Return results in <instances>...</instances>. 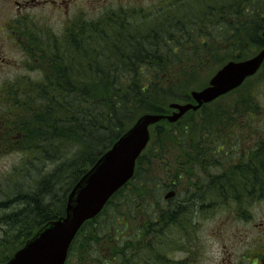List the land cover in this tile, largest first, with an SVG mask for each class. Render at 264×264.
Listing matches in <instances>:
<instances>
[{
  "label": "trees",
  "instance_id": "1",
  "mask_svg": "<svg viewBox=\"0 0 264 264\" xmlns=\"http://www.w3.org/2000/svg\"><path fill=\"white\" fill-rule=\"evenodd\" d=\"M197 1L201 8L187 10L196 15L191 25L196 24V18L202 24V0ZM203 1H208L205 6L214 10L211 15L220 11L215 22L234 23L239 34L232 37L234 31L223 29L227 33L217 44L203 42L202 28H187L190 24L186 14L178 17L175 13H185L178 9L172 15L164 11L165 17L159 19L153 14L151 24L125 21L126 26L118 29L109 28L105 19H96L93 28H86L72 47L62 48L58 58L36 64L40 70L36 81L17 82L21 87L2 97L0 109L5 110L3 116L10 121L0 138V153L15 150L19 165L2 185L12 184L5 192L13 194L11 200H0V212L12 207L0 216V264L42 226L64 216L71 189L140 115L170 114L169 104L173 101L192 103L187 90L194 81L188 70L210 64L209 54L222 64L242 60L239 54L248 45L264 47L260 35L264 30V0ZM171 24L174 27L169 29ZM193 45L206 49L202 60L192 57ZM238 89L230 93H238ZM209 104L202 105L195 115V111H188L175 123L161 120L150 128L148 145L136 160L132 178L96 217L81 226L68 249L66 264L71 259H75L74 264H105V255L115 256L117 264H131V258L125 255L136 251L129 249L135 243L121 242L125 224L120 221L129 214L138 222L144 218L140 229L150 236L152 230L148 228L155 222L152 211L143 209L146 204L150 206L149 200L159 202L164 191L182 184L184 190L191 191L192 179V185L202 184V117L210 127L206 134L221 139L219 136L230 130L220 132L219 127L226 129L231 117H236V122L238 117L239 127L253 119V111L262 110L259 103L252 105L250 95L240 97L230 108L216 105L203 114ZM239 136L238 132L235 140H240ZM71 147L74 149L69 151ZM247 159L238 164L244 170L228 175L234 181L262 189L264 143ZM33 175L35 179H31ZM21 181H27L28 187L22 189ZM136 211L140 216H134ZM134 237L130 235L128 239ZM145 253H136L139 259L135 261L143 263Z\"/></svg>",
  "mask_w": 264,
  "mask_h": 264
},
{
  "label": "rangeland",
  "instance_id": "2",
  "mask_svg": "<svg viewBox=\"0 0 264 264\" xmlns=\"http://www.w3.org/2000/svg\"><path fill=\"white\" fill-rule=\"evenodd\" d=\"M13 1L14 0H0V58L2 60L0 61V85L13 78L22 76L27 77L30 75V72L24 67L23 60L19 59V55L12 50L11 46L3 38L6 31H1L3 24L14 15L15 5ZM170 3H173V5L164 9L167 10L170 15H172L176 9L185 12L175 14L178 17L182 14H186L187 22L190 24L187 25V28L192 30L194 28H202L203 42L208 40L210 43L217 44V42L223 38L222 34H226L230 31H234L232 37L239 34L238 30L235 31L238 25L229 22L224 23L222 21L215 22L214 19L220 18V11L216 15H211L214 10L208 9V7L205 6V4H208V1L204 2L202 0V24H199L196 18L195 25H191V23L192 20H194L193 23H195L194 17H196V15L192 11L187 12V10L201 8L197 6V0H140L136 4H128L127 6L132 8L133 6H137L142 10L140 11L141 14L144 13V15H146V13H150L148 15L151 17L155 14V18L159 19L166 15L165 12L159 8H162L164 5L170 6ZM80 6H82V1H79V7ZM96 13L97 12H95V14ZM47 16L53 19V21H48V25H52L54 29H58L60 14H50L47 12ZM153 21L154 19H151L150 23ZM186 23H184V25H186ZM178 24L183 25L181 22ZM173 27L174 24H171L169 29ZM223 29H226L227 32H224ZM164 31H167V29H164ZM262 33L263 31L260 32L261 37ZM235 40L236 38L232 39V41ZM190 50L194 52L192 57L197 60H202V52H206L205 48L202 49L196 45L191 46ZM259 50L260 49L255 46L248 45L239 56H243L242 59H247ZM208 56L210 64L187 71L188 76L194 81L189 85V89L187 90L188 94L192 90L205 87L211 76L223 64L216 62V57L210 54ZM5 95L6 94L0 93V102ZM247 95H250L252 105L254 102L261 105V113L253 111L251 113L253 119L247 124L245 123V125H239L238 127V117L237 122L236 117H231L232 120L226 129L225 127H223V129L219 127L220 132H225L227 129L230 130L232 128V126H230L231 124L235 123L236 129H234L233 132L228 131V133L226 132L225 134V137L231 140H225L226 149H228L226 152L232 157L238 154L236 152L237 145L235 139L239 132V146L247 151L246 153H243L242 150L240 151L244 160L254 156L261 142L264 143V125L260 124L261 120L264 119V65L255 76L250 78L247 83H244L243 87H239L238 93H229L222 96L219 98V102L216 100L214 105L212 102L209 104L210 106H205V109H203L205 111L202 110L203 114L205 112L207 113L208 111L206 110H213L216 105H221L223 108L227 109L229 105L239 100L240 97H246ZM3 102L0 103V108ZM177 103L183 102L178 101ZM0 114L5 115V110L3 111L0 109ZM193 114H197V110L195 113L193 112ZM227 120H229V118H227ZM220 122H222L221 119ZM216 128L218 129V126ZM217 129L215 130L217 131ZM209 130L210 127L206 123V117H202V184L192 185L193 179L192 181L190 180L189 186L192 188L191 191L184 190L182 187L184 184H182L181 187L177 188L176 197L172 198L166 205L160 202L162 197L159 202L157 199H150L149 202L152 206L150 204L148 207L146 204V208L143 207L147 213L152 211V213H150L152 215L151 219L155 222L148 228V231L150 230L151 232L152 230L150 236L147 235V231L143 233L144 229L141 231L142 228L140 229V222H138L137 218L131 219L130 214L126 216L125 220L128 223V229L139 231L137 235L138 239L132 240V243H136V251H134V253L130 251L125 255L131 258V264H140V261H135L136 258L139 259L135 254L138 253L139 255L140 252H142V255L144 252L147 254V256L142 257V264H155V262L156 264H223V258H231V262L235 264L240 257L238 254L242 247H259L262 243L260 232L263 230V227L259 224L264 221V186L262 189H258L260 187L254 186L253 184L242 186L237 182L238 180H235L236 182L234 181V177L223 172L224 165L226 161H228V158H223L224 155L219 158V156L223 154L217 152L220 146L219 144L221 143L218 141L220 139L214 136H205L206 131ZM152 144H154V142L151 143V147H154ZM204 145H206V147H204ZM72 149H74V147H71L69 151ZM18 159L19 154L13 149L10 152L3 150L0 153V189H4L0 191V200L2 201L12 199L11 196L13 193L8 190L5 192L6 189L12 187V184L4 185L3 187L2 185L5 182L4 178L11 173L12 170L15 171V166L19 165ZM230 165L231 164L225 166ZM35 178L36 177L33 175L31 179ZM21 182L23 183L22 189L28 187L27 181ZM167 191H164L162 195ZM237 196L239 198H236ZM236 200H238V203H236ZM11 208L12 207H10L9 211L12 210ZM236 211L241 215L239 216ZM8 212H0V216ZM135 213H137V211ZM138 215L140 216V213L134 214V216ZM141 219H139V221ZM120 223L124 224L125 222L121 220ZM124 229L127 230V227L125 226ZM138 245H143V250L139 249ZM259 249L261 250L262 247ZM1 252L4 253V250L2 249ZM166 257L170 259V262L166 261ZM72 258L75 257L73 256ZM74 260L75 259H71L69 263L74 264ZM108 261L111 264H117L116 259ZM83 263L85 264V262ZM124 264H126V262Z\"/></svg>",
  "mask_w": 264,
  "mask_h": 264
},
{
  "label": "water",
  "instance_id": "3",
  "mask_svg": "<svg viewBox=\"0 0 264 264\" xmlns=\"http://www.w3.org/2000/svg\"><path fill=\"white\" fill-rule=\"evenodd\" d=\"M264 61V48L249 59L229 61L209 79L208 85L193 90L195 104L171 103L170 115L144 114L128 129L70 191L65 215L51 221L18 249L6 264H63L67 249L81 225L95 217L108 199L133 175L135 160L148 142V127L165 119L177 121L188 110H197L237 88L252 76ZM173 195L170 191L165 195Z\"/></svg>",
  "mask_w": 264,
  "mask_h": 264
},
{
  "label": "flooded vegetation",
  "instance_id": "4",
  "mask_svg": "<svg viewBox=\"0 0 264 264\" xmlns=\"http://www.w3.org/2000/svg\"><path fill=\"white\" fill-rule=\"evenodd\" d=\"M79 1H82V6L80 7ZM139 1L140 0H14V15L3 24L1 31H6L3 38L8 42L12 50L19 55V59L23 60L24 67L30 72V75L5 81L0 85V93L7 94L8 92H16V90L21 87L16 85L17 82L24 83L28 81V83H30L36 81L35 79L39 77L40 73L36 64L53 57L58 58V55L62 52V48L72 47L78 42L80 34H82V36L84 35V30L86 28L88 30L93 28L96 19H105L109 28L112 29L124 28L126 26L124 25L125 21L132 22L134 25L142 10L137 6H133L132 8L127 5L136 4ZM171 4L173 5V3ZM47 12L50 14H60L58 29H54L52 25H48V21H53V19L47 16ZM95 12L97 13L95 14ZM141 17L143 22L145 17L143 14H141ZM0 61H2L1 58ZM9 121L10 119L5 118L3 115L0 117V137L5 135L2 134V132L8 129ZM262 123L264 125V119ZM234 129H236L235 126L232 127L230 131L233 132ZM205 136L218 137L211 134H205ZM219 137L221 139L218 141L221 143L219 144L220 146L217 152L223 153L219 158L224 155L223 158H228L225 165L231 164L230 166L224 165L223 172L234 173L244 170L238 166L239 162L244 160L240 151L242 150L243 153L247 151L239 146L240 140H235L237 145L236 152L239 155L236 154L232 157L226 152L228 149H226L225 145L226 141H231L230 138H226L225 135ZM204 147H206V145H204ZM239 184L245 186L243 182H239ZM247 185L252 184L247 183ZM236 198L239 197L237 196ZM236 201V203H238V200ZM237 214L239 216L241 215L240 213ZM259 225L263 227V230L260 232L262 243L259 247H242L238 254L240 257L235 264H264V221ZM125 226H127V223ZM123 233L126 234V236H122V243L132 242V240L128 239L130 235H134V239H138L137 235L139 231L124 230ZM135 247L136 243L132 247H129V249H136ZM139 247L140 249L142 248L141 245H138V248ZM260 247H262L261 250L259 249ZM104 258L114 260L115 256L105 255ZM230 259L231 258H223L222 263L233 264ZM108 260L104 263L111 264ZM156 260L158 261L157 257ZM166 261L170 262V259L167 258ZM140 264L142 263L140 262Z\"/></svg>",
  "mask_w": 264,
  "mask_h": 264
}]
</instances>
